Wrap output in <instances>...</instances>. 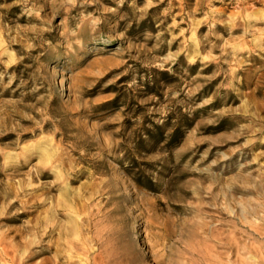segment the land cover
<instances>
[{
    "label": "rangeland",
    "instance_id": "rangeland-1",
    "mask_svg": "<svg viewBox=\"0 0 264 264\" xmlns=\"http://www.w3.org/2000/svg\"><path fill=\"white\" fill-rule=\"evenodd\" d=\"M0 264H264V0H0Z\"/></svg>",
    "mask_w": 264,
    "mask_h": 264
},
{
    "label": "bare ground",
    "instance_id": "bare-ground-1",
    "mask_svg": "<svg viewBox=\"0 0 264 264\" xmlns=\"http://www.w3.org/2000/svg\"><path fill=\"white\" fill-rule=\"evenodd\" d=\"M71 246V245H70Z\"/></svg>",
    "mask_w": 264,
    "mask_h": 264
}]
</instances>
